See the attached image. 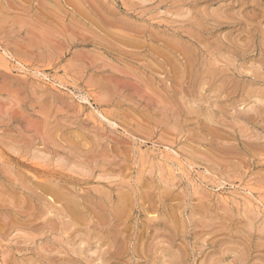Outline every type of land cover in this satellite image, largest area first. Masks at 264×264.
Here are the masks:
<instances>
[{
	"label": "rangeland",
	"instance_id": "obj_1",
	"mask_svg": "<svg viewBox=\"0 0 264 264\" xmlns=\"http://www.w3.org/2000/svg\"><path fill=\"white\" fill-rule=\"evenodd\" d=\"M0 264H264V0H0Z\"/></svg>",
	"mask_w": 264,
	"mask_h": 264
}]
</instances>
